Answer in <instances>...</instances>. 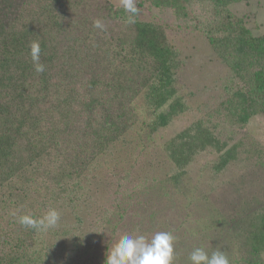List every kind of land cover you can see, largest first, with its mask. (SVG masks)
Here are the masks:
<instances>
[{
    "label": "trees",
    "instance_id": "1",
    "mask_svg": "<svg viewBox=\"0 0 264 264\" xmlns=\"http://www.w3.org/2000/svg\"><path fill=\"white\" fill-rule=\"evenodd\" d=\"M240 1L134 0L138 12L128 23L129 14L111 0H0V264H104L118 233L142 235L135 224L152 195L147 190L141 204L135 188L119 190L114 172L115 198L108 194L104 206L87 209V224L77 208L97 203L95 171L116 169L106 159L119 143L144 126L156 133L186 111L177 87L182 60L166 27L143 20V7L171 10L185 24L196 6L207 10L199 33L230 74L227 120L244 127L264 116V36H254L231 11ZM96 19L103 30L93 27ZM33 41L42 73L29 56ZM139 100L153 119L137 112ZM226 137L200 119L168 140L161 148L170 163L162 191L188 187V169L208 150L218 154L214 172L237 162L241 143ZM234 192L230 201L210 205L207 228L225 245L229 264H264V200ZM210 198L208 192L201 200ZM64 208L72 213L68 226L47 231L25 228L12 215L38 218Z\"/></svg>",
    "mask_w": 264,
    "mask_h": 264
},
{
    "label": "rangeland",
    "instance_id": "2",
    "mask_svg": "<svg viewBox=\"0 0 264 264\" xmlns=\"http://www.w3.org/2000/svg\"><path fill=\"white\" fill-rule=\"evenodd\" d=\"M111 1L114 4H121V0ZM230 9L237 17H244L247 27L254 36H264V0H241L232 5ZM141 16L143 20L165 26L170 43L179 53L182 65L177 74V87L184 98L186 111L166 128L159 129L156 133L152 134L149 127L144 126L134 130L127 137L126 142L119 143L106 159L112 165L114 164L116 169L112 168L110 174L107 171L109 167L99 166L95 171L97 179L93 182L95 193L93 197L97 203L93 201H87L89 205L82 203L77 208V213L82 212L81 217L87 224L92 217L83 215V213L87 209L98 210L104 206L105 199L109 197L108 194L114 197L116 192L114 190L118 184L115 182L116 177L111 175L116 173L120 176L119 190L131 189L132 191L135 188L139 191L138 196L142 197L141 200L139 199L141 204L144 202L147 190L152 195L146 201L147 205L145 204L147 213L140 210L145 215L142 216L139 225L135 224V228L148 239H151L157 232L170 231L175 237L172 264H191L189 255L196 248L204 249L209 256L217 250L227 255L223 242L219 241L218 237L212 238L214 231L207 228L210 223L208 217L213 214L209 208L210 205L230 201L232 193H235L234 188L240 193L251 194V198L259 197L258 199L264 200L262 199L264 182L259 178L264 171V116L261 114L252 117L244 127L227 120L229 118L225 101L229 98V93L225 88L232 86L230 74L199 33L201 24L203 25V22H206L207 17L210 16L207 10L196 6V11L190 12L193 18L189 19L186 24L178 20L168 9L159 10L145 6ZM142 103V100L138 101L140 107L137 108V112L147 117V110L144 111L146 106L145 104L144 107L141 106ZM151 118L153 119L149 116L146 119L149 121ZM200 119L213 128L217 134H221L223 138L227 136L229 144L241 143L237 162H232L220 173L214 172L212 164L217 162L218 154L208 150L199 155L196 162L188 169L184 178L188 187L163 192L161 185L166 183L170 163L161 148L180 130ZM260 162L263 166L259 165ZM127 178L137 183L138 186H132ZM109 182L110 185L112 184L110 188L112 191H109ZM208 192L211 198L201 200V197ZM191 197L194 198L192 201L194 205H191ZM111 201L109 199L107 202ZM63 210L64 213L60 214L59 222L62 226H68L71 219L70 214H72L71 209L64 208ZM191 211L193 213L190 216L186 214ZM193 219L195 222L190 223L189 221ZM84 232L85 228L79 234L83 235ZM125 232L122 231L114 237L113 245L122 235L127 234ZM201 245H204V248L200 247ZM97 248L100 249V245H97ZM98 255H100L99 252ZM94 264L97 262L95 261Z\"/></svg>",
    "mask_w": 264,
    "mask_h": 264
},
{
    "label": "clouds",
    "instance_id": "3",
    "mask_svg": "<svg viewBox=\"0 0 264 264\" xmlns=\"http://www.w3.org/2000/svg\"><path fill=\"white\" fill-rule=\"evenodd\" d=\"M121 6L129 14L127 22L135 23V15L138 9L134 0H121ZM93 27L104 29V24L100 19L93 21ZM29 56L33 64L34 71L42 73L45 65L40 62L41 48L38 42L29 44ZM17 222L25 228L47 231L55 228L60 220V213L55 209H49L42 216L36 218L30 215L17 216ZM175 237L170 232H157L151 239L144 235H122L111 248L107 247L104 264H172ZM191 264H229L223 252L214 251L211 256L202 248L194 249L190 255Z\"/></svg>",
    "mask_w": 264,
    "mask_h": 264
}]
</instances>
